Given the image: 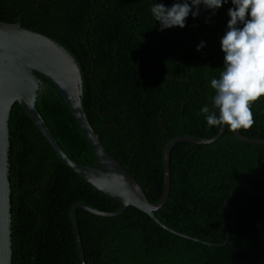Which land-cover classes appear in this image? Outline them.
<instances>
[{
	"label": "trees",
	"instance_id": "1",
	"mask_svg": "<svg viewBox=\"0 0 264 264\" xmlns=\"http://www.w3.org/2000/svg\"><path fill=\"white\" fill-rule=\"evenodd\" d=\"M176 0H0V21L20 23L63 45L82 78L86 116L107 152L151 203L163 192V150L176 136L211 137L200 110L214 111L210 86L224 64L221 38L231 0L199 6L184 28L161 30L154 3ZM196 9L193 8V11ZM203 42L204 47L197 51ZM35 106L65 153L96 166L92 148L45 78ZM244 136L264 139V99ZM11 264H81L71 206L113 212L122 204L94 188L60 159L18 102L8 117ZM167 200L154 214L169 227L214 243L175 235L128 206L117 216L76 209L85 264H264V144L236 138L227 126L207 144L180 141L169 153ZM229 240H226V233Z\"/></svg>",
	"mask_w": 264,
	"mask_h": 264
},
{
	"label": "water",
	"instance_id": "2",
	"mask_svg": "<svg viewBox=\"0 0 264 264\" xmlns=\"http://www.w3.org/2000/svg\"><path fill=\"white\" fill-rule=\"evenodd\" d=\"M47 79L66 104L77 125L89 142L96 166L85 165L71 159L62 149L52 131L35 106L36 92L41 78ZM18 102L23 111L34 123L37 129L51 144L60 159L73 169L80 177L94 188L122 204L117 211L99 210L83 202L71 206V220L79 249L81 264H85L81 237L76 221V209L83 208L100 216H117L128 206H133L148 214L163 229L197 242L208 245L214 243L200 240L194 236L173 229L162 222L155 214L158 208L167 200L170 186L169 153L177 142H192L207 144L217 140L226 129L219 127L211 137H199L183 134L171 139L163 150L164 182L161 198L151 203L145 196L138 182L115 160L101 143L86 116L82 104V78L79 66L63 45L53 38L28 29L20 23L0 21V264H11V190L10 168L8 157L9 133L8 117L11 107ZM236 138L252 144H264L263 138L244 136L240 131H233ZM236 192H246L254 195L264 194L258 191H235L228 195L221 206V218L225 226L224 208L228 198ZM227 229V227L225 226ZM224 245L229 240L226 233Z\"/></svg>",
	"mask_w": 264,
	"mask_h": 264
},
{
	"label": "clouds",
	"instance_id": "3",
	"mask_svg": "<svg viewBox=\"0 0 264 264\" xmlns=\"http://www.w3.org/2000/svg\"><path fill=\"white\" fill-rule=\"evenodd\" d=\"M229 0H176L171 7L154 3L151 13L161 30L184 28L191 13L199 15V6L215 12ZM227 30L221 38L224 64L218 78L210 81L214 90L212 104L201 108L209 127L227 126L230 131L253 127L252 106L264 99V0H231ZM193 8L196 10L193 11ZM204 47L201 42L197 51Z\"/></svg>",
	"mask_w": 264,
	"mask_h": 264
}]
</instances>
